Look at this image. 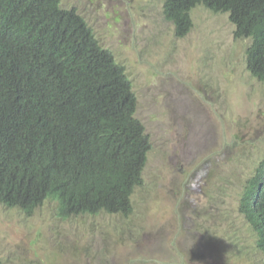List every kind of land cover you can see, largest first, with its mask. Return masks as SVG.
<instances>
[{
    "label": "rangeland",
    "instance_id": "rangeland-1",
    "mask_svg": "<svg viewBox=\"0 0 264 264\" xmlns=\"http://www.w3.org/2000/svg\"><path fill=\"white\" fill-rule=\"evenodd\" d=\"M122 65L150 142L126 215L62 218L0 203L4 264H262L238 210L264 156V82L246 68L248 38L199 5L183 36L164 0H59Z\"/></svg>",
    "mask_w": 264,
    "mask_h": 264
},
{
    "label": "trees",
    "instance_id": "trees-1",
    "mask_svg": "<svg viewBox=\"0 0 264 264\" xmlns=\"http://www.w3.org/2000/svg\"><path fill=\"white\" fill-rule=\"evenodd\" d=\"M199 5L226 13L234 38L250 40L246 68L264 82V0H164L176 36ZM135 108L123 66L74 9L59 0H0L1 204L30 214L51 200L62 218L130 213L150 149ZM238 210L264 264V156Z\"/></svg>",
    "mask_w": 264,
    "mask_h": 264
}]
</instances>
